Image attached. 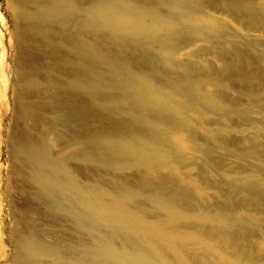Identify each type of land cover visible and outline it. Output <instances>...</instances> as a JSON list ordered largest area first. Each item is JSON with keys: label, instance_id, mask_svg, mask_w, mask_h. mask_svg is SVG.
Here are the masks:
<instances>
[{"label": "rangeland", "instance_id": "obj_1", "mask_svg": "<svg viewBox=\"0 0 264 264\" xmlns=\"http://www.w3.org/2000/svg\"><path fill=\"white\" fill-rule=\"evenodd\" d=\"M66 1L65 21L46 22L25 13L54 9L49 0H0V264L23 262L25 236L53 251L39 256L42 264H90L82 247L107 230L104 222L98 232L78 222L74 196L59 204L34 181L26 148L39 142L80 186L103 192L107 202L128 195L130 212L168 231L175 250L163 247L166 258L157 264H264V26L228 14L225 2L233 0L168 8L127 0L132 13L115 7L116 0ZM155 4L158 23L146 12ZM115 13L123 22L140 15L141 25L156 26L164 40L145 48L127 34L112 38L82 25L90 19L116 25ZM217 22L222 29L185 34ZM78 35L116 56L121 73L124 67L147 74L150 82L135 90L102 88L98 99L107 111L96 108L89 86L77 84ZM170 83L217 99L218 108L192 104ZM150 106L163 112L153 114ZM99 137L135 149L131 156L141 150L138 137L148 139L144 154L156 158L114 164L104 145L92 144ZM249 183L261 194L244 188ZM152 195L170 202L178 218L170 222Z\"/></svg>", "mask_w": 264, "mask_h": 264}, {"label": "bare ground", "instance_id": "obj_2", "mask_svg": "<svg viewBox=\"0 0 264 264\" xmlns=\"http://www.w3.org/2000/svg\"><path fill=\"white\" fill-rule=\"evenodd\" d=\"M30 1L38 2L42 0ZM49 2L52 3L54 9H47L44 6H40L35 11L25 13V17L27 19L29 18V20L30 18H38L39 20L41 19L46 22H48L47 20L49 19L55 18L59 19L60 22H64L67 1L49 0ZM156 3L167 8L170 7L171 4H178L184 7L189 6L187 0H156ZM256 3L257 5L253 6L249 0H233V2L226 1L225 9L228 10V14L232 13L235 16L237 14L240 16L242 14L243 16H250V22L252 21L254 24H259V26L261 25V27H263L264 0H257ZM223 4L224 3H222V7ZM113 5L115 7L117 5L120 6L122 12H133L132 4H130L127 0H116L113 2ZM156 8L155 4V6H148L146 10L149 16L148 19H151L154 23L159 22V19L155 16ZM116 14L117 13L114 15L117 19L116 25H104V23L93 19L88 21L85 20L82 25L83 27H91V29L94 30H105L112 36V38H117L120 34H127V37L131 38L138 45L145 48L156 40H164V36L159 33L156 26L148 25L143 27L141 25L142 17L140 15L134 16L128 22H123L118 19ZM179 15H181V13H179ZM251 26L253 25H250V28H252ZM197 28L218 29L221 27L218 22L205 24L199 27L190 28L185 34L194 35L193 33L196 32ZM75 43L78 51V66L82 70L80 80L77 84L83 90L85 89V85L89 86L86 91L89 93L91 98L89 99L92 101L91 103L97 105H95L96 108L99 107L101 110H105L104 112L107 111L106 106L100 103L98 99V95L102 88L107 86H113L115 88L132 87L135 90L138 89L135 88V86L139 88L144 87L150 82V77L147 74H140L136 76L124 67H122L124 72L121 73L119 70L121 66H119L118 58L116 56L105 54L101 50L100 46L98 47L89 44L80 35L76 37ZM231 52L233 51L231 50L230 53ZM237 54H239V52ZM240 56H242V54ZM239 60L240 59L237 61ZM234 62H236V60ZM169 85L174 88V92L177 91L186 93L187 96H190L192 99L190 97H187V99L189 102L192 101V104L198 102L202 104L203 109L215 110L218 108L217 99L200 92L190 85L183 87H178L171 83ZM140 91L141 90L135 92L136 103H140L142 101V94ZM141 104L142 103L139 105ZM144 106H148V104L144 103ZM149 109L153 112V114L163 112L160 111V106H150ZM91 141L94 145H104L109 154L112 155V161L114 164L124 163L127 159H133L136 161L137 165H141L150 162L153 158H156L155 154H144L147 148L152 146V143L150 140L142 137H138V143L141 150H138V155L135 154L134 156L131 155L134 154L135 149L127 147L124 144L118 145L112 143L104 137H99ZM26 152L29 156L28 158H31V162L33 161V168L31 172L32 177L48 197L61 204L62 201L65 200L66 196H74L76 198V202L71 205V208L74 211L78 222L81 224L89 222L93 223V230L95 232H98V222H104L107 224V230L105 232L99 236L96 235L91 244L84 245L82 247L83 250L90 255V264H157L159 260L166 258L163 247L173 250L174 252V244L167 230L159 227L158 225L144 223L140 217L134 215L126 208L124 200L128 198V195L116 197L115 199L107 202L103 198V192L95 193L80 186L72 177L68 176L66 169L62 164L54 163L48 159L47 148L40 142L29 145L26 148ZM244 188L255 193L261 192L250 183L246 184ZM150 199L167 212L170 222H173L178 218V213L173 209L170 202L155 195L150 196ZM20 246L23 259L21 264H42L39 260V256L52 255L53 253L51 250L43 249L42 246L37 244L35 238L31 236L23 237L21 239ZM53 264L58 263L54 261ZM182 264L187 263L182 262Z\"/></svg>", "mask_w": 264, "mask_h": 264}]
</instances>
